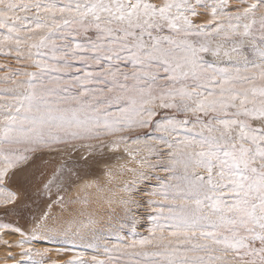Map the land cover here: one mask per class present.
I'll return each instance as SVG.
<instances>
[{"label": "snow or ice", "instance_id": "6c2138e0", "mask_svg": "<svg viewBox=\"0 0 264 264\" xmlns=\"http://www.w3.org/2000/svg\"><path fill=\"white\" fill-rule=\"evenodd\" d=\"M0 264H264V0H0Z\"/></svg>", "mask_w": 264, "mask_h": 264}, {"label": "bare ground", "instance_id": "6f19581e", "mask_svg": "<svg viewBox=\"0 0 264 264\" xmlns=\"http://www.w3.org/2000/svg\"><path fill=\"white\" fill-rule=\"evenodd\" d=\"M74 159H79L78 154H75V155H74Z\"/></svg>", "mask_w": 264, "mask_h": 264}]
</instances>
